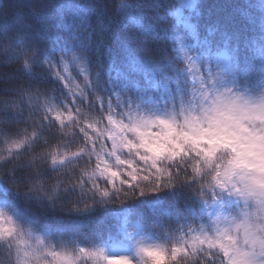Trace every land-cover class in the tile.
<instances>
[{"label":"snow or ice","instance_id":"1","mask_svg":"<svg viewBox=\"0 0 264 264\" xmlns=\"http://www.w3.org/2000/svg\"><path fill=\"white\" fill-rule=\"evenodd\" d=\"M0 264H264V0H0Z\"/></svg>","mask_w":264,"mask_h":264}]
</instances>
